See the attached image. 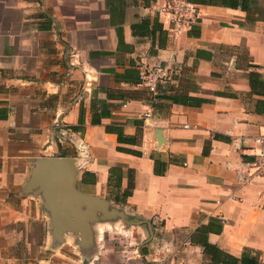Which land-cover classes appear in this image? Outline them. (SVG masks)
Here are the masks:
<instances>
[{
	"label": "crops",
	"instance_id": "0c3cea01",
	"mask_svg": "<svg viewBox=\"0 0 264 264\" xmlns=\"http://www.w3.org/2000/svg\"><path fill=\"white\" fill-rule=\"evenodd\" d=\"M191 1L200 18L175 36L167 0H0V264H69L27 191L44 157L74 158L83 193L187 231L178 264H218L189 239L211 222V243L264 264V0Z\"/></svg>",
	"mask_w": 264,
	"mask_h": 264
},
{
	"label": "water",
	"instance_id": "95a60500",
	"mask_svg": "<svg viewBox=\"0 0 264 264\" xmlns=\"http://www.w3.org/2000/svg\"><path fill=\"white\" fill-rule=\"evenodd\" d=\"M78 167L72 157H44L35 161L27 191L43 201L52 220V235L59 244L68 234L75 244L86 248L94 244L93 226L99 222L122 220L127 225L152 223L139 219L107 198L89 195L76 186ZM73 237V236H72Z\"/></svg>",
	"mask_w": 264,
	"mask_h": 264
},
{
	"label": "rangeland",
	"instance_id": "374dc122",
	"mask_svg": "<svg viewBox=\"0 0 264 264\" xmlns=\"http://www.w3.org/2000/svg\"><path fill=\"white\" fill-rule=\"evenodd\" d=\"M186 234L185 230L167 231L160 222L151 227L146 223L127 225L122 220L99 222L93 226L95 242L89 247L75 244L72 236H79L68 234L69 242L59 260L69 264H178L180 254L190 261L194 256V252L183 250Z\"/></svg>",
	"mask_w": 264,
	"mask_h": 264
},
{
	"label": "built area",
	"instance_id": "2783aa9c",
	"mask_svg": "<svg viewBox=\"0 0 264 264\" xmlns=\"http://www.w3.org/2000/svg\"><path fill=\"white\" fill-rule=\"evenodd\" d=\"M164 11L169 18V30L175 36L189 30L200 18L199 7L191 0H167ZM139 68L142 83L154 91L160 80V74L155 70H146L143 66ZM56 126L62 130L61 123H56ZM255 141L257 146L252 167L256 176L264 177V134L258 135Z\"/></svg>",
	"mask_w": 264,
	"mask_h": 264
},
{
	"label": "trees",
	"instance_id": "16d2710c",
	"mask_svg": "<svg viewBox=\"0 0 264 264\" xmlns=\"http://www.w3.org/2000/svg\"><path fill=\"white\" fill-rule=\"evenodd\" d=\"M138 82L142 83L141 75L139 74ZM84 119L81 116V121ZM120 139V136H119ZM112 176V171H111ZM119 179L115 185L121 186ZM112 183V178H111ZM131 190H125L124 191V200L126 197H128L131 194ZM213 229L217 230L218 232L222 230L221 225H217L216 228L213 226V223L201 225L198 227L190 236V242L192 244H197L203 247V251L205 254L209 255L212 259V261L218 263V264H258V261L255 257L253 258H247L245 254L241 256V258H238L232 254L226 253L221 248H219L216 244H213L209 241V233L213 231Z\"/></svg>",
	"mask_w": 264,
	"mask_h": 264
}]
</instances>
